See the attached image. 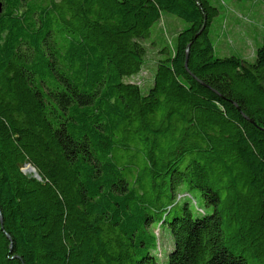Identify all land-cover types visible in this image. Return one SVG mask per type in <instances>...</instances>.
Instances as JSON below:
<instances>
[{"label": "trees", "instance_id": "obj_1", "mask_svg": "<svg viewBox=\"0 0 264 264\" xmlns=\"http://www.w3.org/2000/svg\"><path fill=\"white\" fill-rule=\"evenodd\" d=\"M220 12L0 0V264H264V35L215 56ZM165 13L188 25L144 89Z\"/></svg>", "mask_w": 264, "mask_h": 264}, {"label": "rangeland", "instance_id": "obj_2", "mask_svg": "<svg viewBox=\"0 0 264 264\" xmlns=\"http://www.w3.org/2000/svg\"><path fill=\"white\" fill-rule=\"evenodd\" d=\"M210 1L221 9L220 15L214 19L211 27L215 56L237 55L253 61L255 51L262 44L264 35V0ZM187 25L180 17L165 13L152 27V35L141 40L147 48V63L144 70L128 80L137 82L144 89L147 88L153 81L154 66L162 55L161 49L164 47L172 49L177 34ZM156 233L160 240L158 252L165 262L174 247V238L165 228L158 227Z\"/></svg>", "mask_w": 264, "mask_h": 264}, {"label": "water", "instance_id": "obj_3", "mask_svg": "<svg viewBox=\"0 0 264 264\" xmlns=\"http://www.w3.org/2000/svg\"><path fill=\"white\" fill-rule=\"evenodd\" d=\"M28 167L30 168V171H31V172L36 173V169H35L34 167H32L31 165H28ZM25 171H26V170H25ZM26 172H27V171H26ZM35 176L38 177V174L36 173Z\"/></svg>", "mask_w": 264, "mask_h": 264}, {"label": "bare ground", "instance_id": "obj_4", "mask_svg": "<svg viewBox=\"0 0 264 264\" xmlns=\"http://www.w3.org/2000/svg\"><path fill=\"white\" fill-rule=\"evenodd\" d=\"M26 171H27V172H31V171H30V168H29L28 166L26 167Z\"/></svg>", "mask_w": 264, "mask_h": 264}]
</instances>
